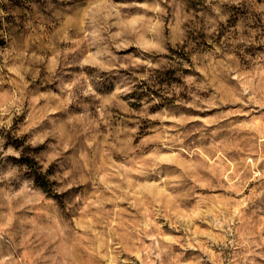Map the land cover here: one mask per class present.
<instances>
[{"label": "clouds", "instance_id": "obj_1", "mask_svg": "<svg viewBox=\"0 0 264 264\" xmlns=\"http://www.w3.org/2000/svg\"><path fill=\"white\" fill-rule=\"evenodd\" d=\"M0 264H264V0H0Z\"/></svg>", "mask_w": 264, "mask_h": 264}]
</instances>
